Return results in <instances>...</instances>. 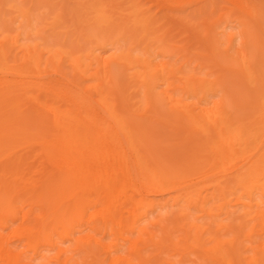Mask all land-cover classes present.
I'll return each instance as SVG.
<instances>
[{"label": "bare ground", "instance_id": "obj_1", "mask_svg": "<svg viewBox=\"0 0 264 264\" xmlns=\"http://www.w3.org/2000/svg\"><path fill=\"white\" fill-rule=\"evenodd\" d=\"M136 1L0 0V264H264V43Z\"/></svg>", "mask_w": 264, "mask_h": 264}, {"label": "rangeland", "instance_id": "obj_2", "mask_svg": "<svg viewBox=\"0 0 264 264\" xmlns=\"http://www.w3.org/2000/svg\"><path fill=\"white\" fill-rule=\"evenodd\" d=\"M209 1L189 0L187 2L188 4H185L186 2L179 3L178 1L168 3L166 0H142L141 2H144V7L147 10L146 13L152 17V23L157 22L159 24L162 21V24L160 23L159 25L158 32L162 31L166 25H170L169 29L168 27L166 28V32L169 30L171 33L166 34H170L171 36L173 34V37L175 36L171 41L177 39V44H181V41H183L187 48L189 47L187 51L190 52V56L198 58L200 61L209 63L210 60L205 59L203 56L210 57L213 48L220 47L221 43L224 45L221 44V47L217 49L218 51L216 52L218 54L231 52L232 47H230V51L226 49L228 41L229 44L231 42L230 46L236 44L235 47L240 45V42H243L246 38L253 41V43L256 42V44L254 43L255 46H260L264 43L261 41L264 40V30H262L264 27H261V22L258 21L260 26L259 29H256L258 22L255 19H251L246 15H240L237 11L232 10L227 0H213L215 6H212ZM252 1L255 4L258 2L264 4V0ZM142 3L138 4L140 5ZM182 4L185 6H182ZM261 4L259 6H262ZM151 13L154 15L152 16ZM227 34H231V37H228ZM170 35L166 36V39H170ZM225 38L227 45L225 44ZM221 40L222 42H220ZM185 45L180 46H184V49H186ZM247 109L251 110L250 104Z\"/></svg>", "mask_w": 264, "mask_h": 264}]
</instances>
